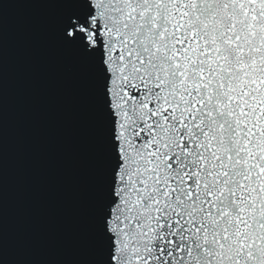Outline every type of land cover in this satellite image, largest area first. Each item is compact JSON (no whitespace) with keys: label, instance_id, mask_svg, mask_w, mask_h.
Here are the masks:
<instances>
[{"label":"snow or ice","instance_id":"1","mask_svg":"<svg viewBox=\"0 0 264 264\" xmlns=\"http://www.w3.org/2000/svg\"><path fill=\"white\" fill-rule=\"evenodd\" d=\"M58 9L87 85L84 264H264V0H0Z\"/></svg>","mask_w":264,"mask_h":264},{"label":"water","instance_id":"2","mask_svg":"<svg viewBox=\"0 0 264 264\" xmlns=\"http://www.w3.org/2000/svg\"><path fill=\"white\" fill-rule=\"evenodd\" d=\"M3 22V250L7 264H84L93 124L55 5L9 3Z\"/></svg>","mask_w":264,"mask_h":264}]
</instances>
